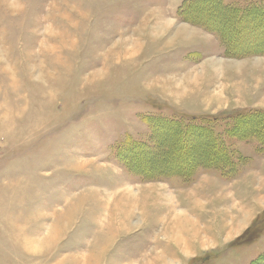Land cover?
<instances>
[{
	"label": "rangeland",
	"instance_id": "obj_1",
	"mask_svg": "<svg viewBox=\"0 0 264 264\" xmlns=\"http://www.w3.org/2000/svg\"><path fill=\"white\" fill-rule=\"evenodd\" d=\"M95 1L0 0V264H264V0Z\"/></svg>",
	"mask_w": 264,
	"mask_h": 264
},
{
	"label": "crops",
	"instance_id": "obj_2",
	"mask_svg": "<svg viewBox=\"0 0 264 264\" xmlns=\"http://www.w3.org/2000/svg\"><path fill=\"white\" fill-rule=\"evenodd\" d=\"M120 1L121 0H103V1H99L100 2L99 3L98 0H96L95 1L96 5H94V3H91V9L95 8L96 9L95 12L97 13L96 16H98V18L95 17V19L102 20L100 24V27L102 29L101 32L102 33H106L109 31L116 32L117 30L120 29V33H124V35L127 34L138 35V31H144L146 33V36H149L148 38H153V35L150 34L149 32H154V30H150L146 28L142 30V28H139L143 23L144 19L148 17L149 12L151 10H156V8H161L159 10L163 11L164 9L165 11H168L172 16L174 15V17L178 19L179 16H177V12L180 10L182 4L186 0H122L125 3V8L124 10L122 9L123 11L121 10L122 12L121 11L118 12L117 10L118 3ZM113 10H117V11H115V13L114 12L111 13V11ZM114 14H117V17L113 20L109 19V17ZM157 14L158 16L156 19H154L155 22H153V24L156 22L162 24L160 19H164L165 21L167 15L158 12ZM105 17L107 18L106 21L104 19ZM143 37L144 35H142V38ZM104 38L109 39L108 36H104ZM197 43L198 44L188 46L189 49L186 50L173 48L171 51H167V53H164V55H160L159 57L152 59L158 61L155 70L159 72V74L167 72L168 69H170L169 71L171 72L174 69V67H177V65L179 66L182 63L190 64L192 61L195 62V60L197 61L201 59V57H203L204 59L206 57V53H202L203 51L201 50V45L199 44L198 41ZM197 45L198 47L196 48ZM161 51L158 50V52ZM165 63L166 65H164Z\"/></svg>",
	"mask_w": 264,
	"mask_h": 264
},
{
	"label": "trees",
	"instance_id": "obj_3",
	"mask_svg": "<svg viewBox=\"0 0 264 264\" xmlns=\"http://www.w3.org/2000/svg\"><path fill=\"white\" fill-rule=\"evenodd\" d=\"M200 3H205V4H208L209 3V0H187L183 5H182V7L180 8V12H179V14L181 15V14H184V13H186V11L190 8L191 9V7H193L194 5H198V4H200ZM219 7H221V9L225 12V11H231V9H229V8H231V7H229V8H225V7H222V6H219ZM226 7H228V6H226ZM256 8H254V9H251V10H248V11H246V10H239V9H233L232 8V12H234L233 10H236V12L235 13H233V17L235 16V19H236V21H243V20H245V19H248V18H250V17H252V15L253 14H258V15H260L263 19H264V8H260V7H257V6H255ZM240 14V15H239ZM232 16V15H231ZM240 117H243V115H241ZM174 126V125H173ZM175 127V126H174ZM173 127V128H174ZM177 129V128H176ZM193 131V130H192ZM178 133V132H177ZM205 134H203L205 137L207 136V135H209V134H211L210 132H209V130H206L205 132H204ZM218 156H220V153H218Z\"/></svg>",
	"mask_w": 264,
	"mask_h": 264
}]
</instances>
